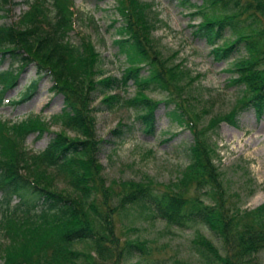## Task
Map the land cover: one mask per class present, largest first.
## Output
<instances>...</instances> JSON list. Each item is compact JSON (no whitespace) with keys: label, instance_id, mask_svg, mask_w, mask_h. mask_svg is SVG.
I'll return each instance as SVG.
<instances>
[{"label":"rangeland","instance_id":"1","mask_svg":"<svg viewBox=\"0 0 264 264\" xmlns=\"http://www.w3.org/2000/svg\"><path fill=\"white\" fill-rule=\"evenodd\" d=\"M13 1L17 4L12 8L10 4L4 6L10 8L8 11L0 8V24L17 21L26 10L22 0ZM73 1L77 18L70 40L85 41L86 51L95 55L89 56L82 67L86 79L84 76L81 85L68 86L74 89L76 99H81L80 110L88 115L92 132L83 130L78 135L61 126L57 115L63 107V97L54 92L48 76L39 80L35 92L26 100L17 104L6 102L13 96L18 100L17 92L36 76L32 66L25 68L18 85L0 98L1 118L18 123L32 117L45 126L44 130L41 128L43 131L35 127L24 133L21 145L26 150L41 151L54 132L79 146L74 160L81 170L74 173L73 179L53 180L47 172L48 176L40 183L73 203L64 220L51 218L32 234L11 237L0 233V264L19 259L25 261L23 264H204L194 251L192 240L201 237L218 246L206 225L170 227L146 208L122 204L134 188L149 187L156 194H180L210 205L218 195L217 190L204 187L199 191L197 186L202 185L196 182L197 166L189 167L191 150L200 141L206 146L213 180H220L225 190V198H219L220 206L223 207L225 199L224 204L230 210L258 207L264 203V110L260 113L249 107L238 111L240 86L228 81L227 62L214 59L206 40L194 35V24L200 19L191 15L192 9L180 4V0H131L130 10L137 11L143 22L142 27L137 22L136 32H141L155 53L153 61L159 64V72L169 67L168 80L172 82L163 79L158 85L161 91L142 95L156 102L154 131L145 132L137 118L138 110L118 103L110 107L109 95L117 90L98 91L100 80L108 75L119 76L128 63L126 53L115 43L121 20L116 0ZM256 1L260 3L256 14L264 22V0ZM245 8L243 5L242 9ZM44 14L37 15V19H44ZM9 64L5 56L0 70ZM70 67L77 66L70 64ZM98 70L104 72L102 79L96 73ZM146 71L142 68L138 76L142 77ZM119 92L131 97L135 92L133 81L129 80L125 91ZM16 135L19 134L3 131L5 145L13 142ZM92 167L97 168L93 174L97 182L88 189L83 177L90 176ZM83 188L89 190L87 195L83 194ZM202 196L209 199L203 201ZM12 198L13 204L19 202L18 196ZM75 208L77 215L71 213ZM72 217L75 220L70 223L68 219ZM79 219L83 220V227L87 225L91 230L93 239H77L70 255L61 256L56 249L53 258L45 263V256L38 254L41 247L52 238L56 241L60 233L75 231L80 226ZM254 259L264 264V251Z\"/></svg>","mask_w":264,"mask_h":264},{"label":"trees","instance_id":"2","mask_svg":"<svg viewBox=\"0 0 264 264\" xmlns=\"http://www.w3.org/2000/svg\"><path fill=\"white\" fill-rule=\"evenodd\" d=\"M32 1L29 10L15 23L0 25V62L5 56L10 61L6 69L0 70V90L2 92L15 87L20 71L32 66L37 77L29 80L20 100L30 97L36 90L39 80L43 76H48L53 82L54 92L63 97V107L57 115L61 126L75 131L78 135L83 134V130L87 133L92 132L88 115L80 110L81 99H76L74 89L68 86L81 85L84 76L86 79L82 67H85V61L89 56L95 55L86 51L85 41L81 42L80 39V42L75 43L70 40V34L75 29L72 0ZM180 1V4L187 5L193 10L191 15L200 19L194 24V35L206 40L214 59L227 62L226 67L230 72L228 81L240 86L241 101L238 111L252 107L261 113L264 110V22L256 14L260 3L256 0H201L200 4L190 0ZM10 2L0 0L3 6ZM116 3L121 20L116 28L119 38L115 43L126 53L128 63L119 76L108 75L105 80H100L98 91L111 93L117 90L109 95L110 107L118 103L131 110H138L140 113L137 114V118L143 123L145 132H153L156 102L142 95L147 91H161L158 85L163 79L172 83L168 80L170 69L166 66L161 73L159 72L161 70L159 64L153 61L155 53L151 51L141 32L140 34L139 30L136 32L137 22L141 27L143 22L136 9V12L130 10L131 0H116ZM48 4L51 5V9L45 8ZM243 5L247 8L242 9ZM43 14L44 19L43 17L37 19V15ZM70 64L77 67L72 69ZM142 68L147 71L145 75L139 77L138 72ZM96 73L99 79L105 76L101 70ZM129 80L133 81L135 88L131 97L119 92L125 91ZM162 91L165 92L163 88ZM9 122L4 123L0 120V233L11 237L20 235L24 237L34 233L42 223L48 222L51 218L55 220V217H58L61 221L66 218L68 213L66 210L73 201L40 183L48 176L47 172L52 175L53 180L73 179L74 173L81 170L78 162L74 160V152L79 146L66 142L54 132L43 150L29 153L21 145L24 133L35 127L43 129L45 126L31 119L18 123ZM42 129L41 131L44 130ZM2 130L19 135H16L13 142L5 145ZM19 142L20 145H17ZM191 152L193 154L189 159V167L197 166L196 182L202 185L197 186L198 190L204 187L206 189L213 187L217 190L218 195L209 202L210 205H203L196 199L194 201L191 197L180 194L167 192L156 194L149 187H136L126 196L122 206L146 208L152 216L170 227L184 229L191 227L192 224L206 225L218 246L201 237L192 240L193 249L204 264H261L254 257L264 251V203L252 210L241 208L230 210L225 206L223 199L221 207L219 198H225V190L222 182L216 178L213 180L211 176V161L206 146L197 141ZM96 171L97 168L92 167L90 176L83 177L85 179L83 183L88 189L97 182L96 177L93 178ZM88 191L83 188V194L87 195ZM13 196L19 197L17 204L12 203ZM201 198L203 201L209 199L205 196ZM81 211L83 213L82 207ZM77 212L75 208L71 213L77 215ZM74 217L68 221L74 222ZM77 221L80 222V226L75 231L68 234L60 233L56 241L53 242L52 238L41 247L38 254L45 256L43 258L45 263L49 261L48 258H53L56 249L61 256H65L66 253L70 255L73 254L72 247L77 239L87 240L89 237L93 239L91 230L86 228L87 225L83 227L81 222L83 220ZM24 262L23 259H19L11 264Z\"/></svg>","mask_w":264,"mask_h":264}]
</instances>
